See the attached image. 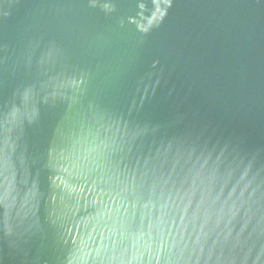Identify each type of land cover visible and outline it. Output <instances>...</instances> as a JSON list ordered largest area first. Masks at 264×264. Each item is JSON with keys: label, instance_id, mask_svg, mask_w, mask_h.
Listing matches in <instances>:
<instances>
[{"label": "water", "instance_id": "1", "mask_svg": "<svg viewBox=\"0 0 264 264\" xmlns=\"http://www.w3.org/2000/svg\"><path fill=\"white\" fill-rule=\"evenodd\" d=\"M0 264H264V0H0Z\"/></svg>", "mask_w": 264, "mask_h": 264}]
</instances>
